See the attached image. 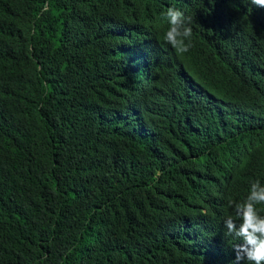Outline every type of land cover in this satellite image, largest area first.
<instances>
[{"label": "trees", "instance_id": "trees-1", "mask_svg": "<svg viewBox=\"0 0 264 264\" xmlns=\"http://www.w3.org/2000/svg\"><path fill=\"white\" fill-rule=\"evenodd\" d=\"M255 181L264 8L0 0V264H230L223 220Z\"/></svg>", "mask_w": 264, "mask_h": 264}, {"label": "clouds", "instance_id": "clouds-1", "mask_svg": "<svg viewBox=\"0 0 264 264\" xmlns=\"http://www.w3.org/2000/svg\"><path fill=\"white\" fill-rule=\"evenodd\" d=\"M256 7L264 8V0H251ZM169 25L165 40L178 52L186 53L192 47L191 17L174 7L164 13ZM187 41V43H186ZM234 215L223 220L226 234L238 240L232 247L235 259L230 264H264V215L257 211V205H264V185L252 182L242 202L229 201Z\"/></svg>", "mask_w": 264, "mask_h": 264}]
</instances>
